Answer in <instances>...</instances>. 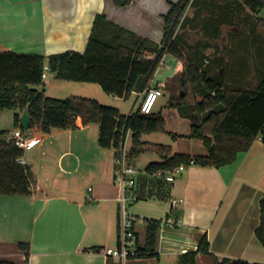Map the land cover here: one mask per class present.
Listing matches in <instances>:
<instances>
[{
  "label": "crops",
  "instance_id": "1",
  "mask_svg": "<svg viewBox=\"0 0 264 264\" xmlns=\"http://www.w3.org/2000/svg\"><path fill=\"white\" fill-rule=\"evenodd\" d=\"M177 1L132 0L128 5L117 6L113 0H0V52L9 50L46 57L43 81L33 87L37 91L57 98H97L105 105H116L121 114L118 100L135 95L141 102L146 90L158 82L166 87L160 86L161 96L170 95L169 104L173 109L168 114L176 117L180 113L173 97L178 86L173 84L170 91L167 89V82L175 81L172 69L153 75L144 89L135 90L125 98L105 92L98 83L60 80L48 61L55 54L84 53L99 15L102 18L98 19L96 33L104 39L112 31L125 35V29L162 43L164 15L169 12L171 2ZM60 91L68 93L66 96L54 93ZM161 96L154 113H166L157 108ZM3 109L0 108V122ZM24 112L17 109L15 113H20L21 122ZM15 115L13 127L0 128V132L19 127L15 125ZM187 120L190 131L176 133L172 139L179 145L185 137L192 144L177 149L171 144L166 146L171 154L207 156L209 152L203 141L189 136L191 121ZM76 123L77 128H52L48 133L38 125L25 131L42 136L37 146L23 150L21 156L22 164L29 165L34 174L35 184L28 194H0V261L25 264L27 248L18 243L27 242L28 264L120 262L105 253L106 248L121 243V188L115 176L117 152L114 147L99 144L98 124L84 125L81 117ZM156 132L143 134L141 140L145 142L144 147L148 146L143 153L156 151L160 159L149 161L143 169L135 167L133 193L137 199L129 202L139 245L146 240V218L164 220V223L158 230L154 255L131 257L126 264H176L180 254L197 250L203 236L207 238L209 252L220 260L242 259L264 264V241L257 235L260 225L264 233L260 203L264 195L261 138L255 139L249 150L240 152L232 164L221 167L191 164L170 181L147 168L166 153L155 147L162 143L143 140L144 135ZM129 135L132 136L131 131L127 139ZM136 161L133 160L134 166ZM169 217L177 222L175 226L167 222ZM197 264L213 262L210 255L200 252Z\"/></svg>",
  "mask_w": 264,
  "mask_h": 264
},
{
  "label": "trees",
  "instance_id": "2",
  "mask_svg": "<svg viewBox=\"0 0 264 264\" xmlns=\"http://www.w3.org/2000/svg\"><path fill=\"white\" fill-rule=\"evenodd\" d=\"M117 6H125L132 0H113ZM253 11L264 8V0H241ZM191 0L171 2V8L164 15L165 32L162 43L137 36L123 29L124 34L115 33L103 38L96 33L97 16L93 33L84 53L65 52L49 56V67L56 72L60 80L98 83L109 94L129 97L135 90L144 89L152 79L163 55L169 52L180 59L185 55L175 40L178 26ZM264 26V19H262ZM176 36V35H175ZM174 37V39H173ZM149 55H154L149 57ZM184 72L180 79V88L186 91L181 95L178 110L182 117L191 121L192 138L201 139L207 147V156H190L182 153L171 154L166 145H156L164 149L160 161L151 162L148 170L170 171L184 164H199L221 167L236 161L237 155L250 149L255 139L264 142V74L254 91L227 90L213 78L202 73L200 68L185 59ZM46 57L41 54H24L13 51L0 52V108L26 111L31 116L29 128L38 125L45 133L52 128H77L76 120L81 117L84 125H99V144L102 147H114L116 156L125 142L129 131L132 132V146L129 160L133 163L136 156L147 148L141 137L145 133L164 130V118L159 113L143 114L138 110L130 115L121 114L114 106L105 105L94 98L70 96L66 98L50 97L33 88L43 81ZM204 85L203 99L198 100L199 87ZM188 89L193 99L187 100ZM201 91V92H202ZM20 113L15 115V125L26 131L20 124ZM9 131L0 132V194H28L35 184L34 174L29 165L17 161L23 150L13 142H7ZM159 149V150H160ZM262 216H264V195L261 198ZM147 236L143 245L137 242L138 251L132 257L153 256L161 220L146 218ZM257 235L264 241L263 226L257 228ZM26 247V262L29 258V244L19 242ZM94 249H99L98 247ZM205 252L211 256L213 264H262L247 260H220L209 252L206 236L199 242L197 250L184 252L177 258L176 264H197V256ZM0 264H14L0 261ZM122 264V263H116Z\"/></svg>",
  "mask_w": 264,
  "mask_h": 264
},
{
  "label": "rangeland",
  "instance_id": "3",
  "mask_svg": "<svg viewBox=\"0 0 264 264\" xmlns=\"http://www.w3.org/2000/svg\"><path fill=\"white\" fill-rule=\"evenodd\" d=\"M262 19H264V8L255 12L241 0H191L183 21L177 28L176 36L174 35L185 58L180 59L166 52L154 75L170 69L175 71L173 79L175 81L172 83L173 81L170 79L167 82V89L170 91L173 84L178 86L173 97L177 104L180 102L181 94L186 95V91L180 88L185 59L193 62L202 73L213 78L215 83L221 84L227 90H256L264 74V26ZM222 68L224 71L220 73ZM160 75L164 74L160 73ZM156 85L166 88L165 85H160L158 82ZM202 88L204 91L209 90V87L204 85L199 87L198 100L203 99ZM54 93L66 96L68 92ZM192 95L193 93L188 89L187 100H192ZM107 98L113 103L116 102L110 97ZM169 101L170 95L166 94L160 97L157 104L158 110L162 108L163 113H167H164L165 115L161 113L164 118L163 127L166 131L159 130L149 136L146 134L143 136V140L149 139L163 145L171 144L175 149L183 145L187 147L192 144L188 138L183 137L184 139L180 141L179 145L172 138L176 133L189 132L190 123L187 118H182L178 114L176 117L168 114V111L173 109L170 107ZM118 103L121 112L126 115L135 112L140 105V101L136 99L135 95L126 100H118ZM108 105L117 107L114 104ZM15 113V109H3L0 128L11 129ZM126 146L128 148L132 146L131 135L128 136ZM155 147L160 149L158 146ZM160 150L164 151V149ZM135 159H137L135 167L143 169L146 163L158 160L160 156L156 151L142 152ZM159 178H166V174L159 175ZM128 208L130 211L131 206L129 205ZM169 262L172 263V259Z\"/></svg>",
  "mask_w": 264,
  "mask_h": 264
},
{
  "label": "built area",
  "instance_id": "4",
  "mask_svg": "<svg viewBox=\"0 0 264 264\" xmlns=\"http://www.w3.org/2000/svg\"><path fill=\"white\" fill-rule=\"evenodd\" d=\"M163 94L161 87L154 86L146 90L145 95L140 102L139 111L143 114L152 113L159 96ZM42 140L41 135H30L25 133L20 127L10 131L6 136V141L15 143L16 146L22 150H29L37 146ZM127 138L119 149V155L116 158L117 166L115 169L116 182L121 188L120 201V245L115 247H108L105 250L107 256L117 258L122 264L134 256L137 251V236L134 231L133 217L129 211V202L137 199L133 193L136 186L137 170L132 162L129 160L130 148L127 145ZM18 162L24 163L22 157L17 159ZM185 169V165L181 164L178 167L166 172L163 170L157 171V175L166 174V179L173 181L175 176ZM173 204H177V200H173ZM168 223L174 226L177 222L169 217ZM164 220H161V226Z\"/></svg>",
  "mask_w": 264,
  "mask_h": 264
},
{
  "label": "water",
  "instance_id": "5",
  "mask_svg": "<svg viewBox=\"0 0 264 264\" xmlns=\"http://www.w3.org/2000/svg\"><path fill=\"white\" fill-rule=\"evenodd\" d=\"M224 71V69L222 68L221 70H220V73L221 72H223ZM181 95H184V93L183 94H181ZM22 127L25 129V130H27V129H29V127H30V123H31V116L27 113V112H24L23 114H22Z\"/></svg>",
  "mask_w": 264,
  "mask_h": 264
}]
</instances>
